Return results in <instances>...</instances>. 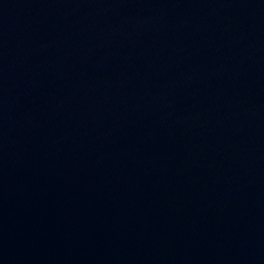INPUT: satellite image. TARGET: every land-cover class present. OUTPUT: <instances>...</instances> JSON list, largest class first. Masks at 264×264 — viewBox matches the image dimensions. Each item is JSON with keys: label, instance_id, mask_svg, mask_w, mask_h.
Returning <instances> with one entry per match:
<instances>
[{"label": "water", "instance_id": "95a60500", "mask_svg": "<svg viewBox=\"0 0 264 264\" xmlns=\"http://www.w3.org/2000/svg\"><path fill=\"white\" fill-rule=\"evenodd\" d=\"M92 0H0V21L32 15Z\"/></svg>", "mask_w": 264, "mask_h": 264}]
</instances>
